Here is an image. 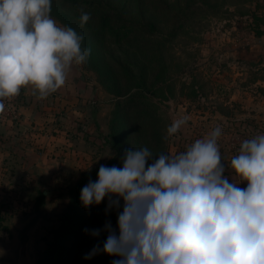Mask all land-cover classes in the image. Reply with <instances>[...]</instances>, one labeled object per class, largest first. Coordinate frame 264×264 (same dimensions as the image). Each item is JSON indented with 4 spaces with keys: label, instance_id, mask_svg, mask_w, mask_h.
Wrapping results in <instances>:
<instances>
[{
    "label": "rangeland",
    "instance_id": "rangeland-1",
    "mask_svg": "<svg viewBox=\"0 0 264 264\" xmlns=\"http://www.w3.org/2000/svg\"><path fill=\"white\" fill-rule=\"evenodd\" d=\"M164 2L170 12L186 6V0ZM193 4L184 11L189 20L174 38L167 37L169 19L159 25L168 79L149 101L161 113L164 127L187 117L166 139L170 154L185 151L219 126L221 162L232 182L238 178L230 161L241 143L264 134V34L255 33L264 32V0ZM132 12L138 16L135 7ZM50 15L65 26L55 11ZM87 60L73 64L64 93L38 99L31 87L22 88L16 102L6 100L5 107L15 111L0 113V253L9 254L16 229L37 217L31 229L37 264L54 239L69 186L115 153L107 138L115 96L105 91ZM237 186L245 188L247 182Z\"/></svg>",
    "mask_w": 264,
    "mask_h": 264
},
{
    "label": "clouds",
    "instance_id": "clouds-1",
    "mask_svg": "<svg viewBox=\"0 0 264 264\" xmlns=\"http://www.w3.org/2000/svg\"><path fill=\"white\" fill-rule=\"evenodd\" d=\"M51 7L52 0H0V113L22 88L31 87L38 99L56 92L73 64L90 55L83 34L58 25ZM90 18L82 12L81 26ZM186 123L187 117L174 120L167 137ZM220 136L218 126L175 155L160 152L153 159L157 154L148 148H130L122 167L100 165L98 179L81 189L82 206L107 197L106 212L119 209L121 199L123 210L118 234L106 222L103 248L95 246L85 259L103 251L119 257L112 264H264V134L241 143L230 161L238 178L232 182ZM244 181L245 188L237 186Z\"/></svg>",
    "mask_w": 264,
    "mask_h": 264
},
{
    "label": "trees",
    "instance_id": "trees-1",
    "mask_svg": "<svg viewBox=\"0 0 264 264\" xmlns=\"http://www.w3.org/2000/svg\"><path fill=\"white\" fill-rule=\"evenodd\" d=\"M193 2L186 0L185 7L170 12L164 0H52L51 10L63 24L83 34L82 47L91 50L87 58L89 70L96 73L105 91L115 96L107 134L115 153L83 172L69 186L54 239L46 245L37 264H74L77 256L80 257L78 264H112L119 259L103 251L90 259L85 256L97 245L103 248L108 235L104 230L106 222L118 234L117 218L123 210V200L119 209L114 207L107 212V197L99 205L86 209L80 201L81 189L89 180L98 179L100 165L122 167L125 149L148 148L153 154L168 153L167 125L164 127L161 113L149 101L168 79L169 65L165 62L162 47L165 41L159 25L169 19L172 31L167 37L174 38L189 20L183 15L185 10L194 7ZM59 6L65 11L58 10ZM134 7L138 16L132 12ZM82 12L91 17L83 26ZM255 33L264 34L262 30ZM156 158L158 154L153 156ZM92 229H101L100 235H91Z\"/></svg>",
    "mask_w": 264,
    "mask_h": 264
},
{
    "label": "water",
    "instance_id": "water-1",
    "mask_svg": "<svg viewBox=\"0 0 264 264\" xmlns=\"http://www.w3.org/2000/svg\"><path fill=\"white\" fill-rule=\"evenodd\" d=\"M36 220L34 217L16 229V243L9 254L0 253V264H36L31 241V229Z\"/></svg>",
    "mask_w": 264,
    "mask_h": 264
},
{
    "label": "built area",
    "instance_id": "built-area-1",
    "mask_svg": "<svg viewBox=\"0 0 264 264\" xmlns=\"http://www.w3.org/2000/svg\"><path fill=\"white\" fill-rule=\"evenodd\" d=\"M7 100V102L8 101H12V102H16L17 100H18V96H16V97H14V98H11V99H6ZM6 100L4 101V104H6ZM5 109H7V114H12L15 110V108H14V106L12 107V109L11 110H9L10 108L8 107V108H6L5 107Z\"/></svg>",
    "mask_w": 264,
    "mask_h": 264
},
{
    "label": "crops",
    "instance_id": "crops-1",
    "mask_svg": "<svg viewBox=\"0 0 264 264\" xmlns=\"http://www.w3.org/2000/svg\"><path fill=\"white\" fill-rule=\"evenodd\" d=\"M67 84H64L60 89L57 90V92L64 93V89L66 88ZM25 110V109H24Z\"/></svg>",
    "mask_w": 264,
    "mask_h": 264
}]
</instances>
